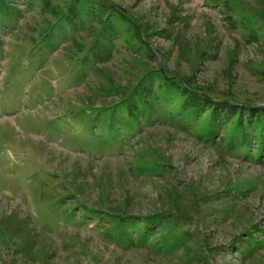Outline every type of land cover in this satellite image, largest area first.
Masks as SVG:
<instances>
[{
  "label": "rangeland",
  "instance_id": "rangeland-1",
  "mask_svg": "<svg viewBox=\"0 0 264 264\" xmlns=\"http://www.w3.org/2000/svg\"><path fill=\"white\" fill-rule=\"evenodd\" d=\"M177 75L264 107V0H0V264H264V125Z\"/></svg>",
  "mask_w": 264,
  "mask_h": 264
},
{
  "label": "trees",
  "instance_id": "trees-1",
  "mask_svg": "<svg viewBox=\"0 0 264 264\" xmlns=\"http://www.w3.org/2000/svg\"><path fill=\"white\" fill-rule=\"evenodd\" d=\"M175 78H176V80L178 82V85L177 86H178L179 91H181L182 93H185L186 94L184 96V99L185 100H188V99L189 100H193V99L196 98V96L201 98V101H202L201 104L206 105V107L201 110L202 112H205L206 113L205 118H204V121H203V124H208L207 122L210 121L211 124H212V127H211L212 129H215L216 128L215 126H217V124L219 122H222V121H220V118H222V116L229 117V115H226L227 113L224 115V113L222 111L211 112L213 106L216 109L228 108L229 110L232 109L235 112L237 110H242V111L243 110L244 111H254V110H257L256 112L254 111L256 113V115H258V117L255 118V122L253 123V124L256 125L254 127V129L258 128V130H259L260 126H263L264 125V107L251 108V107H247V105H246L247 108H244L243 109L242 107L233 106L232 102L227 101V100H223V101H220L219 100V102L218 101H211V98L207 94H200V89L201 88L198 87L196 84L192 83L189 80L188 81L186 80L189 83V85L192 87V89H190V88H183V86L181 84H179V81L181 80L183 82V84L184 83L187 84V82L185 80H183L182 77L180 78V76H178V75ZM175 92L177 93V91H175ZM172 95L174 96L175 94L173 93ZM189 95H191V97ZM178 97L180 98L182 96L179 95ZM208 110L210 111V114H209L210 117L207 116V111ZM213 116L214 117H217L218 118V121L213 120L212 119ZM227 117H224V118H227ZM237 125L239 126V123ZM262 132L264 134V130Z\"/></svg>",
  "mask_w": 264,
  "mask_h": 264
}]
</instances>
